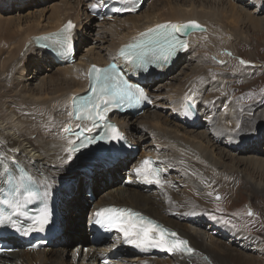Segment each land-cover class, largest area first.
<instances>
[{
	"label": "bare ground",
	"instance_id": "obj_1",
	"mask_svg": "<svg viewBox=\"0 0 264 264\" xmlns=\"http://www.w3.org/2000/svg\"><path fill=\"white\" fill-rule=\"evenodd\" d=\"M146 1L144 0L142 8ZM158 1H154L150 5L149 12L144 14L140 13L141 8L134 14L114 16L98 23L86 14V22L82 26L79 16L70 14L72 8H67L62 0L61 5H53L51 15L47 19V26L40 24L39 21V24L35 23L34 27L30 25L21 33L2 28L0 53L5 56L0 58V155H2L0 186H3L5 182L6 170H14L15 164H20L27 168L36 180L44 182L48 190H56L53 192L46 190L47 208L50 212L54 208L60 212L61 226L64 225V220L79 219L75 220V229L80 234L78 235L80 239L87 240L84 226L89 223L93 209L100 205L114 203L138 209L163 225L176 230L179 237L187 238L188 246L194 250L192 253H179L165 257L122 256L116 261L110 259V262L115 264H264V260L260 261V258L264 256V244H261L256 237L218 221V217L213 219L212 209L214 210L216 205L211 201L206 203L209 192L223 185L221 184L222 175H220V170L225 171L226 168L223 157H229L234 165L250 167L253 170L252 173L257 174L260 179L264 177V154L256 149L252 156H249L243 154L245 150H241L243 142L246 141H252L258 147L260 146L261 138L264 137V126L258 127L250 134H244L245 126L236 132L233 131V127H237L239 123L235 118L231 119V116L234 114L233 117H236L241 107L237 106L235 109L233 102L228 100V96L218 101L223 105L221 111L215 109L216 103L203 104L209 99L208 95L204 96V94H211L218 83L212 82L208 77L207 71L211 69V62L204 63L205 56L201 53L202 48L206 50V46L212 47L210 51L215 55L218 50L223 49H228V53L231 52L230 50L235 53L231 42L227 41L226 45L222 43L224 37L245 41L247 39L245 27L258 31L264 29V0H255L257 1L256 10L263 12L260 15L256 10L253 14L242 6H235L230 2L231 0H165L164 4L157 3ZM77 3H80L79 0L76 1ZM169 20H179V22L195 20L203 27V30H188L190 46L158 79L164 80L178 64L190 60L195 62L191 75L175 88L166 91L165 95L161 94V90L165 89L164 85L150 86L149 93L153 98L150 108L156 107L157 99L161 97L173 102L172 106L176 109L183 107L181 103L185 98H192L200 106L195 120L193 122L185 120L178 112L180 118H177V123L161 131L157 126L162 128L163 121L160 122V120L163 118L156 111L148 112L146 109L141 116L139 115L140 117L115 116L114 120L125 133L126 142L130 145L134 143L139 145L142 149L141 153L127 149L122 154L125 161L122 162L121 155L108 163H100L95 168H91L90 173L84 171L97 150L89 153L81 150L69 161L67 149L69 141L74 140L75 137L69 135L64 129L72 126L71 129L75 130L74 120L69 115L72 113V99L87 86L86 72L89 66L106 63L113 54H117L120 47L129 42L130 38L138 37L143 31L152 28L153 23L160 24ZM69 21L75 25L72 33L76 58L79 37L82 36V34L78 36V33L87 24L97 28L98 34L103 33L109 36V48L103 49L104 54L93 53V49L86 50L75 63L58 64L50 54L36 45L33 38L55 32ZM0 24H5V20L1 17ZM242 43L237 46H242ZM38 54L54 64L55 77L49 79L43 77L35 87L16 81L20 77L16 75L17 78H15V73L28 69V60ZM242 98L244 108H241V112H244L258 104L259 100H263L264 94L248 93ZM159 108H161L160 105ZM204 117L208 122V128L205 131L187 130V128L194 129L196 125L200 127ZM227 119L234 125L228 124ZM140 127H142L141 134L133 135L131 130ZM189 133L196 135L192 136ZM224 136L229 139L228 148L220 146L221 138ZM153 142L155 144L159 142V144L154 147ZM215 148L217 153L214 152ZM260 149L264 148L260 146ZM146 152L152 153L158 162L170 171V174L165 177L164 187H158L155 191L136 185L126 186L119 179V176L123 174L125 179H130L132 166ZM113 161L115 164L112 163ZM79 172H84L83 177L87 180V183H84L85 186L88 184L92 186L97 179L105 183V179L109 178L110 183L105 184V190L99 196L98 192H93L94 199L91 201L86 192H83L77 205L72 204L73 200L64 198L71 193L74 183L65 194H61L58 190L65 186L70 178L74 179ZM251 176L248 178L250 179ZM249 179H243V185L247 191L251 192V196L257 194L255 198L264 200V188L259 187V184L256 185L255 182L252 183ZM243 180L239 181L237 186H242ZM224 188H228L227 184ZM60 194L63 196L61 201L58 199ZM88 209L91 210L84 224ZM200 216L204 218L201 219ZM205 219H209L208 223L211 227L208 226L211 229L204 228V222L201 220ZM223 227H225L224 230ZM211 230L219 236L211 234L209 232ZM60 231L61 228L58 229L57 234ZM55 238L43 249L32 250L22 246L15 252L2 253L0 264H98L101 259L108 257V251L118 247L116 242H111L99 248L97 250L99 253H96V249L92 246L89 248L90 253L85 252L87 250L82 253L77 248L69 249L66 245L62 248H51ZM253 250L256 252H252ZM99 254H106L107 257H100Z\"/></svg>",
	"mask_w": 264,
	"mask_h": 264
},
{
	"label": "rangeland",
	"instance_id": "obj_2",
	"mask_svg": "<svg viewBox=\"0 0 264 264\" xmlns=\"http://www.w3.org/2000/svg\"><path fill=\"white\" fill-rule=\"evenodd\" d=\"M61 1L62 0H0V17L5 20V24H0V31L2 30V28H8L10 32L14 31V33H21L23 30L25 31L26 29H28L30 25L34 27L35 23L39 24V21L40 24L47 26V19L51 15L50 13L53 5H61ZM63 1L66 3L67 8H72L70 14H77L79 16V19L81 20L83 26V24L86 22V5H88L91 0H79L80 3L77 4L76 1L78 0ZM154 1L156 0H147L140 13L144 14L145 12H149V10L151 9L150 5ZM160 2L161 4H164L165 0H159L157 3ZM230 2L233 3L235 6H242L243 9H246L248 12H253V14H255V12L257 11V1L255 0H231ZM257 12L258 15L263 13H260L259 11ZM91 18L96 23L100 22L93 17ZM6 22H8L9 24H7ZM244 30L247 33H245V35H247V39L245 41H238L235 38L231 39L228 36L224 37L225 39L222 40V43L224 45H226V43L228 44L227 41H229L232 43V46H234L233 48L235 49V53L230 50V55H228V49L218 50L219 52L217 51V54L215 55L213 54V52L210 51L212 47L203 45L206 46V50L202 48L201 52L205 56L204 63L208 64L209 62H211V69H209V72L207 71L208 77L212 82L218 83L217 87L213 90L211 94H204V96L208 95L209 98L208 100L204 101V105L208 104L207 102L216 103L217 106H215V109L221 111L223 105H221V103L218 101H220V99L224 96H228V100L233 102L235 109L237 106H240L243 109V95H247L248 93L256 95L264 94V29L258 31L253 28L245 27ZM80 34H82V36L79 37L76 61L80 55L86 52V50L93 49V53L99 52L101 54H104L103 49L109 48V36H106L103 33L98 34V29L94 26H90L87 24V26H85L82 30H79L78 36ZM242 42L248 43L243 44ZM240 43H242V46H237ZM213 49L215 48L213 47ZM0 55L1 59L5 56V54L3 55L1 53ZM240 60H244L247 63L242 65L240 64ZM194 66L195 62L192 60L183 61L181 62V64H178L173 71L170 72V75H168L167 78H165L164 80L158 79L154 83V86L164 85L165 89L161 90V94L165 95L166 91L175 88L180 82L189 77L191 75V71L194 69ZM55 70L56 68L54 64H52L50 61H47L46 58L38 54L28 60V69H25L24 72L22 70V72L20 71L18 72V74L15 73L14 77H20V79L18 78V80L16 81H21L23 85L30 84L31 87H35L38 85L40 79H42L43 77L47 79H49L50 77H55ZM157 100L158 105L156 107L151 108L149 106L147 110L148 112L156 111L157 114H160L161 118H163L160 120V122H166H162V128L159 126H157V128L161 131H165V129H169L173 127V124L177 123V118H180V115H178V112H176V108L172 106L173 102L166 101L164 97H161ZM159 105L161 106V108L158 109ZM241 108L239 109L240 112L238 113V115H235L236 117H233L234 114H232L231 116V119L235 118L236 121L239 123V127H233V131L236 132L238 129L245 126L244 134H250L253 130H256L258 127L264 126V99L259 100V103L252 106L249 111L241 112ZM232 113L234 112L232 111ZM142 114H140V116ZM140 116L138 115V117ZM229 119H227L228 124L231 122V120ZM246 122L247 125H245ZM230 124L234 125L233 123ZM207 128V118L204 117L202 125L200 127L199 125H196L194 126V129L187 128V130H196V132H202L205 131ZM141 129L142 127H140L139 129H132L131 131L133 132V135L138 136L141 134ZM147 132H149V130H147ZM190 135L195 136L196 134ZM228 143L229 139L226 136L221 138V147L226 148ZM243 143L244 145L241 150H245V153H243L244 155L252 156L251 154H253L256 149H259L262 154H264V137L261 138L260 143V146L263 150H261L260 146L258 147L252 141H246ZM158 144L159 142H156V144L153 142L154 147ZM137 146L138 149L135 152L140 154L142 149L139 145ZM213 146H211V148ZM214 152L217 153L216 148ZM258 154L261 155V153ZM1 157L2 155H0V161H2ZM121 159L122 162L125 161L123 155ZM223 160L226 167L225 171L220 170V175H222L221 184L223 185H221V187H219L218 189H214L209 192V196L206 200V203L211 201V203L216 205L215 209H212V213L216 215L215 216L213 214V217L219 218L218 221H227L228 223L226 224L232 225L233 228L250 234L253 237H256L261 244H264V200L261 198H255L257 194L251 196V192L249 190L247 191V188H245V185H243V179L248 180V176L252 175L249 180L252 183L255 182L256 185L259 184V187L264 188V177L260 179L257 174L252 173L253 170L250 167L248 168L244 165L239 164L234 165V162H232L229 157H223ZM112 163L115 164V161H113ZM231 166H233L232 170L230 169ZM83 175L84 172H79L76 177H74V179L70 178V180L67 181L65 184V190H67L69 189L70 185L74 183L71 193L68 196L64 197L73 200L72 204H77L78 199L83 194V192H85V188L83 187L85 186L84 183H87V180L84 179ZM119 177V179L122 181L123 175ZM105 180L106 182L104 183L102 181H98L97 179L96 182L92 184L93 190L95 192H98V196L102 194V192L105 190V184L107 183L108 185V183H110L108 181L109 178H106ZM241 180H243L242 186H237L238 182ZM225 184H227L228 188L223 189ZM217 196H219V199H217ZM60 197L63 196L61 195ZM209 206L210 205H208V207ZM90 210L88 209L85 213L86 219L83 222L84 224L87 220V216L89 215ZM249 211H251L252 215L248 214ZM200 218L203 219L204 217L200 216ZM75 220L79 219L73 218L68 221L64 220L65 223L63 226L60 227L61 231L57 234V237L55 238L54 243L51 245V248H62L66 245L69 247V249L77 248V250L82 253L91 252L90 250L85 251L84 249H82L81 246L88 245V241H85L84 239H80V237H78V235L80 234L75 229ZM208 220L209 219L201 220L204 222L203 226L205 229L211 227L208 223ZM210 221L213 222L211 218ZM224 228L225 227H223V230ZM209 232L213 235L219 236L212 230ZM219 232L221 231L219 230ZM252 252L256 251L253 250ZM254 257L257 258L256 256ZM260 259V261H263L264 256H262Z\"/></svg>",
	"mask_w": 264,
	"mask_h": 264
},
{
	"label": "snow or ice",
	"instance_id": "obj_3",
	"mask_svg": "<svg viewBox=\"0 0 264 264\" xmlns=\"http://www.w3.org/2000/svg\"><path fill=\"white\" fill-rule=\"evenodd\" d=\"M103 0L98 4H91L90 8L95 11L97 7L102 6ZM122 9L117 8L116 11ZM75 25L69 21L65 27L58 33L45 37L51 40V45H43L44 47L58 46L62 54L67 55L72 49V30ZM202 29L196 21H188L183 25L167 23L156 25L146 32L140 34V38L134 43L127 45L120 50V56L135 66L143 67L150 62L149 58L167 61L175 56L180 50H186L188 43L186 40L180 39V36L186 34L188 30ZM230 55V53H228ZM223 63V62H221ZM247 62L240 60V64ZM145 70H147L145 68ZM90 93L73 101L75 119L81 121L84 126L78 125L79 130L73 131L70 127L64 131L75 137L69 141L68 157L71 161L75 154L83 148L94 144L97 137L88 135L91 131L103 126L105 131L101 140L115 141L122 140L123 136L119 130L107 123V116L112 111V106H119L123 102H127L129 106L133 103H140L147 100L148 96L144 90L138 86L128 83L123 75L118 71L115 64L109 65L107 68H99L92 65L89 69ZM90 123L91 127L87 125ZM239 127V125L237 126ZM138 177L144 182L164 187L166 181L161 178V169L153 166L149 159L140 162V166L134 169ZM32 181V177L27 175L23 169H20V176L13 189L8 192L0 193V226H11L18 231L21 230L17 220L13 219L14 215H26L23 211L25 204L30 203L39 198V193L32 190L25 183ZM11 178H10V181ZM23 189V191H21ZM47 196V192L44 194ZM219 199V196H217ZM10 209L6 211L5 209ZM252 215L251 211L248 213ZM93 223L104 228L106 231L115 229L124 237V242L131 244L141 251H148L151 248H158L172 254L192 253L194 250L188 246V241L179 237V235L171 231L155 220L135 212L127 208L103 207L93 214ZM216 219V217H212ZM50 220V212L47 205L42 209L41 215L36 217L33 223L38 225V230L43 231L44 226ZM228 223L227 221H222Z\"/></svg>",
	"mask_w": 264,
	"mask_h": 264
},
{
	"label": "water",
	"instance_id": "obj_4",
	"mask_svg": "<svg viewBox=\"0 0 264 264\" xmlns=\"http://www.w3.org/2000/svg\"><path fill=\"white\" fill-rule=\"evenodd\" d=\"M203 28V27H202Z\"/></svg>",
	"mask_w": 264,
	"mask_h": 264
}]
</instances>
